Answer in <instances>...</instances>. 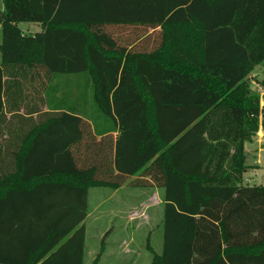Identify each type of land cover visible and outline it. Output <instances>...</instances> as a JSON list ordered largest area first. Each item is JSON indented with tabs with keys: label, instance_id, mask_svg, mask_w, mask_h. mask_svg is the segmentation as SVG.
Returning a JSON list of instances; mask_svg holds the SVG:
<instances>
[{
	"label": "trees",
	"instance_id": "obj_1",
	"mask_svg": "<svg viewBox=\"0 0 264 264\" xmlns=\"http://www.w3.org/2000/svg\"><path fill=\"white\" fill-rule=\"evenodd\" d=\"M1 1L0 264H83L90 189L123 185L159 192L150 264H264V0Z\"/></svg>",
	"mask_w": 264,
	"mask_h": 264
},
{
	"label": "rangeland",
	"instance_id": "obj_2",
	"mask_svg": "<svg viewBox=\"0 0 264 264\" xmlns=\"http://www.w3.org/2000/svg\"><path fill=\"white\" fill-rule=\"evenodd\" d=\"M18 26L23 33L25 30L30 33L40 31V27L35 24L22 23ZM247 81L250 90L259 95L262 107L264 68L257 66ZM262 127L259 123V128ZM244 148L246 153L252 154L249 157L250 164L257 161L262 163V168L249 171L245 177L243 175V179L249 181L244 183L264 186V139L261 153H257V141L246 144ZM90 190L89 215L84 222L83 264H92L98 253L100 258L97 264H150L151 254L147 248L150 247L156 254L162 250V210L161 206H157L159 194L154 193V202L153 189L142 190L128 186L116 193L93 188ZM130 218H136L134 223H131Z\"/></svg>",
	"mask_w": 264,
	"mask_h": 264
},
{
	"label": "crops",
	"instance_id": "obj_3",
	"mask_svg": "<svg viewBox=\"0 0 264 264\" xmlns=\"http://www.w3.org/2000/svg\"><path fill=\"white\" fill-rule=\"evenodd\" d=\"M2 11V10H1ZM24 34H34V33H30L29 31H24ZM262 127V126H261ZM261 135V136H260ZM258 136H260L261 138H259ZM258 136L256 137V139H255V141H257V147H258V152L257 153H261L263 150H262V140L264 139V131H263V127L262 128H259V130H258ZM255 141H253V142H255ZM249 144H251V143H249ZM246 145V144H245ZM245 147V146H244ZM244 150H245V148H244ZM246 153V152H245ZM250 156H252V154L251 153H246V162H245V165H246V167H247V169H246V171H245V173H244V177L245 176H247V174H248V172L249 171H251V170H254V169H258V168H262V163L260 162V161H257L256 163L255 162H253V163H249V157ZM244 182H247V183H249V181L248 180H246L245 178H244ZM126 187H128L127 185H123V186H121L120 188H118V189H116V190H114V191H111V190H109V189H100L101 191H109V192H111V193H116V192H118V191H120L121 189H123V188H126ZM149 189H152V188H149ZM149 189H142V190H149ZM97 190H99V189H97ZM157 192V193H156ZM90 193V192H89ZM154 193H156V194H159V192H158V190L157 189H153V198L155 199L154 200V202L156 201V195L154 194ZM149 195V194H148ZM147 195V196H148ZM152 198V197H151ZM159 204H157V206H161V200H160V195H159ZM161 210H162V206H161ZM89 215V214H88ZM87 218H88V216H87ZM86 218V219H87ZM136 219V218H135ZM135 219L134 218H130V221H131V223H134V221H135ZM86 221V220H85ZM84 221V222H85ZM133 225V224H132Z\"/></svg>",
	"mask_w": 264,
	"mask_h": 264
}]
</instances>
